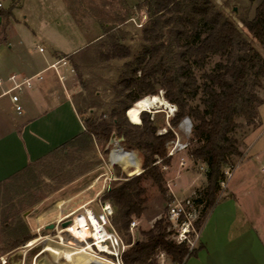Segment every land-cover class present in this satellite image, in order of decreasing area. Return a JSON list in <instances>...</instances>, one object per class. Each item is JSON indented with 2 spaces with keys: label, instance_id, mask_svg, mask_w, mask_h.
Returning a JSON list of instances; mask_svg holds the SVG:
<instances>
[{
  "label": "rangeland",
  "instance_id": "1",
  "mask_svg": "<svg viewBox=\"0 0 264 264\" xmlns=\"http://www.w3.org/2000/svg\"><path fill=\"white\" fill-rule=\"evenodd\" d=\"M142 1L1 0V3L3 9L12 12L10 23L6 26L10 41L18 48L21 58H26L28 63L42 61L53 49L58 50L59 54L72 52L69 57L72 69L70 81L75 89L78 109L83 118L98 122L102 119L109 121L111 110L115 106L117 82L125 70V63L134 60L147 46L143 29L150 24L151 17L143 7L139 8ZM210 1L264 56V46L250 36L243 24L244 20L254 16L260 0ZM171 28L172 24L158 29L161 33L158 43L164 42L166 46L170 44ZM116 37L129 49V55L107 58L106 55L112 53L110 45ZM89 40L91 41L87 43ZM39 47L43 51H39ZM161 51L166 60L174 61V51L169 54ZM218 60L219 55H211L204 68L193 67L200 84L204 81L203 72L209 71ZM261 82L262 86L256 88V92L264 100V76H261ZM164 93L165 90L160 88L156 95L159 94L167 106L158 108V111H145L150 118H154L156 134L170 129L174 135L166 143L168 162L159 163L163 174V191L149 178L142 181L146 189V202L141 215L132 217L131 221H136V225L130 228L129 224L128 233L124 229L118 230L112 221L115 208L104 198V194L126 177H133L142 171V152L126 145L123 139L118 140L122 136L118 137L116 134L115 142L111 144L99 143L95 139L91 143H77L42 159L0 186V259H4L7 264H33L35 261L36 264H62L61 260L54 258V253H59L61 257L64 249L70 253L71 246L82 248L89 243L94 253L83 252L82 259L86 264H117L116 258L110 254L117 248L114 246L113 236L101 242L107 248V251H101L96 239L90 234V227L86 239L80 241L70 231L65 230L68 225L62 226L64 221L71 218L74 223L75 216L86 214L87 210L95 215L101 214V206L106 201L110 203L112 212L106 218L104 229L108 235L120 237L125 250L135 240L143 239L142 232L150 229L159 218L164 219L165 223L169 222L167 238L176 242V234L181 231L183 224L173 226L174 223L168 219V211L174 201L184 202L186 211L190 212L188 220L186 219L190 229L187 236L190 241H194V245L183 243L189 249L197 246L196 233L199 230L196 223L201 221L206 210L205 202L196 203L195 199L206 185V164L191 154V150L199 145L190 139L191 119L184 116L176 126L171 125L177 106L166 99ZM150 95L152 94L145 96ZM201 99L200 92L189 103L202 109L204 105ZM257 108L258 116L253 123H246L241 116L236 117L238 126L230 135L236 139L241 154L231 156L230 163L233 166L225 170L226 177L221 183L217 200L231 196L225 200L237 202L244 211L239 212L240 221L245 219L247 227L252 226L262 233L264 101ZM168 110H171L170 114ZM125 115L130 121L127 114ZM186 118L190 120L188 127ZM176 141L179 144L174 145ZM122 147L134 154L124 153ZM159 161L161 159L157 158V162ZM90 198L94 199L93 202L85 203ZM187 200L191 203L186 204ZM72 212H75L73 216L58 223L66 214ZM51 224L52 228L49 227ZM25 234L32 237L13 248L15 240ZM45 248L48 250L41 252ZM160 252L163 251L155 256L156 264H161L158 257ZM165 257L166 264L173 263L168 254L165 253Z\"/></svg>",
  "mask_w": 264,
  "mask_h": 264
},
{
  "label": "trees",
  "instance_id": "2",
  "mask_svg": "<svg viewBox=\"0 0 264 264\" xmlns=\"http://www.w3.org/2000/svg\"><path fill=\"white\" fill-rule=\"evenodd\" d=\"M138 6L151 17L150 24L143 29L147 46L134 60L125 63V70L117 82L115 106L109 121L82 118L86 128L82 141L91 143L95 139L106 144L115 133L123 137L126 145L142 152V171L126 177L104 194L115 208L113 224L128 233L132 217H139L144 210L146 189L142 181L149 178L163 191L159 163L168 162L166 143L174 135L170 129L156 134L154 118L145 111L140 113L141 121L137 124L128 121L125 114L141 97L164 89L165 98L177 106L171 125L176 126L184 116L191 119L190 139L199 144L191 154L206 164V185L195 199L196 203L205 202L206 211L196 223L199 230L207 212L217 202L226 168L233 166L231 156L241 154L236 139L230 135L238 126L236 117L241 116L246 123H253L258 116L257 106L264 101L256 92V88L262 86L264 56L210 0H143ZM2 14L7 18L8 13ZM6 23L7 20L4 26ZM170 24V44L158 43L161 38L158 29ZM243 24L250 36L264 46V0H260L254 16L244 20ZM111 43L112 53L106 55L107 58L129 55V49L119 38ZM161 50L164 54L174 51V61L166 60ZM211 55H219L220 60L209 71L203 72L204 81L200 84L193 67L204 68ZM200 92L202 109L189 103ZM157 158L161 161L157 162ZM164 221L157 219L150 229L142 232L143 239L135 240L122 253L124 264H156L155 256L159 251L168 254L174 264H182L197 253L199 247L189 249L184 243L167 238L169 222ZM31 237L25 234L17 238L13 248Z\"/></svg>",
  "mask_w": 264,
  "mask_h": 264
},
{
  "label": "crops",
  "instance_id": "3",
  "mask_svg": "<svg viewBox=\"0 0 264 264\" xmlns=\"http://www.w3.org/2000/svg\"><path fill=\"white\" fill-rule=\"evenodd\" d=\"M3 12L8 13L7 18ZM11 16L12 12L3 9L1 3L2 87L11 85L8 77L12 74L17 81L33 78L30 86L22 85L16 90L22 106L20 113L9 95L0 97V184L67 146L84 143L86 130L70 81L69 56L72 52L59 54L53 49L42 61L28 63L26 58H21L6 31ZM227 197L217 200L207 212L196 239L197 253L182 264H264V231L260 233L252 226L247 227L245 219L240 221L241 207L237 202L225 200ZM93 200L90 198L85 203ZM63 251L62 255L72 258L70 264H76L77 251L73 248L70 253ZM82 262L86 264L83 259Z\"/></svg>",
  "mask_w": 264,
  "mask_h": 264
},
{
  "label": "bare ground",
  "instance_id": "4",
  "mask_svg": "<svg viewBox=\"0 0 264 264\" xmlns=\"http://www.w3.org/2000/svg\"><path fill=\"white\" fill-rule=\"evenodd\" d=\"M167 105H166V102L164 101V99L159 94L158 95L154 94V95H150V96H143L135 102V104L132 108H130V109H128V111H126V114L132 123H139L140 113L142 111H146V110L158 111L159 110L158 108L163 107V106H167ZM171 110H168L169 114H170ZM187 125L188 124L186 123V126ZM122 150L124 153H128L130 155L134 154L133 152L126 150L123 147H122ZM74 214H75V212H72L69 214V216H73ZM61 219H60V221H61ZM60 221L58 223H60ZM72 221H73V218L70 219V222L67 224L68 226L65 228V230L70 231L72 233V235L75 238H78L80 241H84L88 235V228L90 227L91 228L90 234L94 239H96V242H97L96 244H98V246L100 247V250L101 251H107V248H105V246L102 245L101 242L105 241L108 238V233L104 229V226L101 224V220H99V218L91 210H87L86 214H77L75 216L74 223H72ZM59 236H60V234H58V237ZM47 238L49 239L50 237H47ZM71 248L76 250L77 254H79V258L76 260V264H84L82 262V259H81V253L83 251H86L89 253L90 252L94 253L93 247L89 243H87L82 248L76 247V246H71ZM46 250H48V249L45 248L42 251H46ZM53 256L57 260L59 259L66 264H70V260H72V258H70V256L61 255V257H60L59 253L58 254L54 253ZM57 256H59V257H57Z\"/></svg>",
  "mask_w": 264,
  "mask_h": 264
},
{
  "label": "built area",
  "instance_id": "5",
  "mask_svg": "<svg viewBox=\"0 0 264 264\" xmlns=\"http://www.w3.org/2000/svg\"><path fill=\"white\" fill-rule=\"evenodd\" d=\"M1 6V3H0ZM39 50L42 51L43 49L41 47H39ZM54 66V65H53ZM39 78H41L40 75H38ZM33 77H28V78H24L21 81H17L15 79V75H10L8 77V80L11 82V85L8 88H3V80L0 78V97L5 96V95H9L10 100L15 108V110L20 113L22 110V106L20 104L19 101V96L17 95V93L15 92L17 89H19L22 85H26V86H30L31 85V79ZM176 144H179L178 141H176ZM175 149V146L173 148V150ZM169 153V152H168ZM172 152L170 151V154ZM191 201L187 200L186 204H190ZM101 214L96 215L99 220H101V224L104 226L107 224L106 218L111 215V206L109 202H104V204L101 206ZM70 213L66 214L61 221H63L66 218H69L71 216H69ZM190 212L186 211V205L184 202L180 201V202H175L173 203V205L170 207L169 211H168V219L174 223L173 226L176 224L178 225V223H182V228L181 231H179L176 235H178L176 237V242L178 243H183V242H188L191 246L194 245V241H190V239H188L187 234L189 233L190 229H189V224L188 222H186L188 220ZM187 219V220H186ZM182 222H181V221ZM60 221V222H61ZM176 221V222H175ZM190 223V222H189ZM136 225V221H131L130 223V228L134 227ZM191 225V223H190ZM192 226V225H191ZM113 236L114 239V246L117 247L116 250L114 252H110V254H112L115 258H116V263L118 264H124L123 260H122V253L125 250V247L123 245V241L120 237L115 236L114 234L112 235H108L107 239H111ZM196 236H198V232L196 233ZM121 245V247H120ZM161 264H166L165 260L167 257H165V253L164 252H160L159 256ZM6 261L4 259H0V264L5 263Z\"/></svg>",
  "mask_w": 264,
  "mask_h": 264
},
{
  "label": "water",
  "instance_id": "6",
  "mask_svg": "<svg viewBox=\"0 0 264 264\" xmlns=\"http://www.w3.org/2000/svg\"><path fill=\"white\" fill-rule=\"evenodd\" d=\"M185 121H186V122L188 123V125H189V123H190L189 118H186ZM122 139H123V137L119 138L118 140L121 141ZM114 142H115V133H112V134H111V138H110V140H109L108 143L111 144V143H114ZM69 222H70V219H68L67 221H64V222L62 223V226L65 227ZM49 227L52 228V227H53V224L49 225ZM3 264H7V263H3Z\"/></svg>",
  "mask_w": 264,
  "mask_h": 264
}]
</instances>
